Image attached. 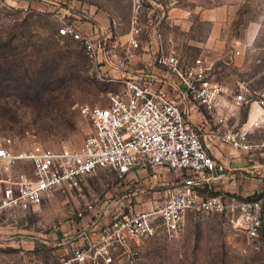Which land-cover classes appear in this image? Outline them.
Masks as SVG:
<instances>
[{
	"label": "rangeland",
	"instance_id": "obj_1",
	"mask_svg": "<svg viewBox=\"0 0 264 264\" xmlns=\"http://www.w3.org/2000/svg\"><path fill=\"white\" fill-rule=\"evenodd\" d=\"M63 21L91 25L101 59L146 52L157 64L173 51L180 63L211 62L208 76L231 96L241 82L264 87V0H0V137L10 136L17 150L78 148L91 130L79 106L106 105L108 93L120 88L116 72L93 64L77 40L59 33ZM22 171L31 172L28 162L13 168ZM162 188L147 174L118 182L101 169L81 189L53 192L29 210L4 211L0 264H78L75 249L99 246L101 228L114 216L160 205ZM130 250L135 264H264V226L252 240L225 213L188 211L179 234L157 228ZM111 257L110 264H127L123 248Z\"/></svg>",
	"mask_w": 264,
	"mask_h": 264
},
{
	"label": "built area",
	"instance_id": "obj_2",
	"mask_svg": "<svg viewBox=\"0 0 264 264\" xmlns=\"http://www.w3.org/2000/svg\"><path fill=\"white\" fill-rule=\"evenodd\" d=\"M60 34L77 40L86 57L98 63L101 45L90 34L72 22H62ZM137 32V30H136ZM128 42L138 46L135 34ZM239 53V51H236ZM184 87L181 95L207 110H212L225 87L207 78L211 63L198 57L180 63L174 52L156 60ZM124 57L120 65H126ZM233 95L236 105L255 102L261 113L246 127L234 128L225 114L219 115L211 133L198 131L180 106V100L161 88H152L141 78H124L122 87L108 93L107 104L83 103L79 110L91 123V130L75 149H52L39 144L30 149H15L10 136L0 137V213L29 210L41 204L49 194H67L81 189L89 175L105 169L118 182L138 178L144 170L151 181L159 182L163 200L153 209L129 210L116 215L102 226L100 245L88 242L85 249H75L73 260L86 264H110L112 250L123 248L127 264H135L130 244L154 235L157 228L173 237L185 227L188 211L225 213L236 228L243 229L249 239H256L264 226V201L224 193H209L205 185L224 166L208 152L207 136L220 139L232 148L245 151L264 150V141L250 142L247 133L264 128V87L251 90L246 82L238 84ZM19 162H28L31 172H13ZM164 170L170 173L162 181ZM77 209L82 216L92 205ZM94 248V249H93ZM91 252V253H90Z\"/></svg>",
	"mask_w": 264,
	"mask_h": 264
},
{
	"label": "crops",
	"instance_id": "obj_3",
	"mask_svg": "<svg viewBox=\"0 0 264 264\" xmlns=\"http://www.w3.org/2000/svg\"><path fill=\"white\" fill-rule=\"evenodd\" d=\"M76 25L83 32L92 33L91 25L87 22H78ZM111 51L112 49L109 47L105 53L108 54ZM98 62L101 64V68L109 72H116L112 80L119 82L120 88L124 78L133 77L148 81L152 88L166 90L170 96L180 100V106L186 116L201 133L209 134L216 129L219 115L225 114L228 118V124L238 128L239 126H248L261 113V109L255 102L236 105L233 95L230 94L231 90L227 87L212 110H207L203 106L191 102L181 95V90L184 87L177 83L171 73L156 64L150 54L146 52L133 54L124 66L120 65L121 60L115 59L113 61L109 56L101 59L100 53ZM129 63L130 66H128ZM207 78L213 82L208 74ZM240 109H242L241 116ZM247 139L250 142L264 141V128H253L247 133ZM205 143L208 146V152L224 166L223 171L216 173L205 185V191L231 194L237 197H247L263 192L260 197L264 201V150L245 151L232 148L228 143L211 136H207ZM142 174H145L144 170L140 171L139 176ZM169 176L170 173L164 170L161 180L165 181Z\"/></svg>",
	"mask_w": 264,
	"mask_h": 264
},
{
	"label": "trees",
	"instance_id": "obj_4",
	"mask_svg": "<svg viewBox=\"0 0 264 264\" xmlns=\"http://www.w3.org/2000/svg\"><path fill=\"white\" fill-rule=\"evenodd\" d=\"M212 193H216V192H212ZM261 194H263V192L262 193H259V194H253L251 196H247L246 198L260 197Z\"/></svg>",
	"mask_w": 264,
	"mask_h": 264
}]
</instances>
